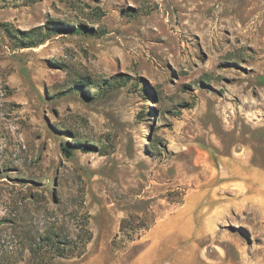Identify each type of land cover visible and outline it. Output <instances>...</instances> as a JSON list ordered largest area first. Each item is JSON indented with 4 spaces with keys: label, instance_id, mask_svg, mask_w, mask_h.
I'll list each match as a JSON object with an SVG mask.
<instances>
[{
    "label": "rangeland",
    "instance_id": "1",
    "mask_svg": "<svg viewBox=\"0 0 264 264\" xmlns=\"http://www.w3.org/2000/svg\"><path fill=\"white\" fill-rule=\"evenodd\" d=\"M254 168L264 0H0V264H264Z\"/></svg>",
    "mask_w": 264,
    "mask_h": 264
},
{
    "label": "trees",
    "instance_id": "2",
    "mask_svg": "<svg viewBox=\"0 0 264 264\" xmlns=\"http://www.w3.org/2000/svg\"><path fill=\"white\" fill-rule=\"evenodd\" d=\"M53 24L54 23L52 22L51 26L48 25L49 30L52 29ZM3 27L6 31L13 33L11 32L12 30H10V28L6 24H3ZM37 30L38 28H34L25 31L16 30V32L22 36V43L25 44L24 46L29 47L39 45L45 40V36L39 37L42 32L40 31L37 33ZM107 84L112 85L111 83ZM63 149L68 155H71V151L67 147H64ZM130 221L131 219L129 218L125 219L122 222L120 230H123V227H125L126 225H130ZM86 242L87 239H83L82 241L81 238L80 240L78 238L69 239L67 236L46 234L40 237L37 242L31 243L29 247L31 257L29 260L34 261L35 264H50V258L52 257H47L46 253L48 252H52L54 255L62 257L79 255L82 253L84 249L82 247H84Z\"/></svg>",
    "mask_w": 264,
    "mask_h": 264
},
{
    "label": "crops",
    "instance_id": "3",
    "mask_svg": "<svg viewBox=\"0 0 264 264\" xmlns=\"http://www.w3.org/2000/svg\"><path fill=\"white\" fill-rule=\"evenodd\" d=\"M251 174L259 185L260 191L264 192V170L260 168H254Z\"/></svg>",
    "mask_w": 264,
    "mask_h": 264
}]
</instances>
